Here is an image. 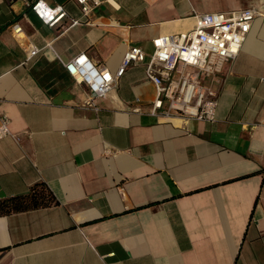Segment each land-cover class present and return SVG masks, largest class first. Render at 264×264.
<instances>
[{
  "label": "crops",
  "instance_id": "crops-1",
  "mask_svg": "<svg viewBox=\"0 0 264 264\" xmlns=\"http://www.w3.org/2000/svg\"><path fill=\"white\" fill-rule=\"evenodd\" d=\"M27 1L0 0V199L42 181L57 203L0 216V264H264V0H101L86 16L45 0L67 12L54 26ZM247 7L215 122L152 115L145 63L97 110L64 67L85 52L115 73L131 46L150 56L197 15Z\"/></svg>",
  "mask_w": 264,
  "mask_h": 264
},
{
  "label": "built area",
  "instance_id": "built-area-1",
  "mask_svg": "<svg viewBox=\"0 0 264 264\" xmlns=\"http://www.w3.org/2000/svg\"><path fill=\"white\" fill-rule=\"evenodd\" d=\"M75 1L84 16L101 3V0ZM26 6L49 26L60 24L67 16L63 5L52 6L45 0L27 1ZM258 15V10L253 7L236 12L199 14L193 29L155 37L150 56L142 47L131 46L115 73L96 64L85 52L65 62L64 67L77 84L85 87L87 97L84 104L97 110L95 100L113 89L129 65L145 63L146 77L156 90L150 108L152 115L215 122L219 104L216 84L220 81V74L226 63L240 53ZM77 22L78 19L72 21L73 24ZM12 30L16 35L22 32L17 22L12 24ZM38 51L33 45L29 55ZM9 133V121L2 116L0 139Z\"/></svg>",
  "mask_w": 264,
  "mask_h": 264
},
{
  "label": "trees",
  "instance_id": "trees-1",
  "mask_svg": "<svg viewBox=\"0 0 264 264\" xmlns=\"http://www.w3.org/2000/svg\"><path fill=\"white\" fill-rule=\"evenodd\" d=\"M57 203L53 192L42 181L33 183L23 194L0 199V216L49 207Z\"/></svg>",
  "mask_w": 264,
  "mask_h": 264
}]
</instances>
